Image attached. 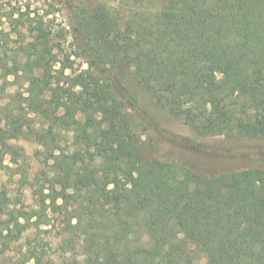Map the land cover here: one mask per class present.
Here are the masks:
<instances>
[{"label":"trees","instance_id":"trees-1","mask_svg":"<svg viewBox=\"0 0 264 264\" xmlns=\"http://www.w3.org/2000/svg\"><path fill=\"white\" fill-rule=\"evenodd\" d=\"M66 2L60 35L45 16L4 15L30 39L0 54V79L20 86L0 102V164L44 212L63 209V252L78 245L75 264H264V0ZM143 92L199 136L260 143L258 164L205 175L146 157L133 120ZM0 197L8 246L24 215Z\"/></svg>","mask_w":264,"mask_h":264},{"label":"rangeland","instance_id":"rangeland-1","mask_svg":"<svg viewBox=\"0 0 264 264\" xmlns=\"http://www.w3.org/2000/svg\"><path fill=\"white\" fill-rule=\"evenodd\" d=\"M66 1L0 0V31L6 29V32H10V38L0 35V54L4 55L7 52L8 57L14 55L18 52L17 50L21 49L23 41L30 39L29 36H17L16 28L3 18L4 15L15 11L18 13L16 17L24 15L21 22L27 21L28 14L36 18L39 15L45 16L50 25L48 30L60 35L62 31L70 29V15ZM109 1L113 6L121 2V0ZM19 27L23 26L20 24ZM59 40L56 38L54 43L56 44ZM10 82L11 78L8 82L3 78L0 79L1 103L11 99V95L20 88L17 85L11 86ZM141 104L143 108L140 113H134L133 120L134 122L143 121L146 127L142 128L144 129L142 141L144 155L148 158L174 161L205 175L257 165L260 160V154L252 151L260 143L255 145V141L241 138L234 140L227 137L199 136L185 126L181 120L170 115L167 110L156 107L144 92L141 94ZM12 143L15 146L25 147L28 154H32L36 148L35 145L23 140ZM252 144L254 145L251 146ZM9 157L6 156L3 165L10 164ZM33 169V171L38 169V164L35 162ZM19 179V176L12 177L0 164V196L2 192H5L7 203L13 207L17 204L21 215H24L20 219L23 228L17 241L5 246L4 238H0V264H34L33 260H28L33 252L38 253L43 259V264H75V262L82 261L78 245L69 243L66 253L61 248L60 242L66 236L62 232L63 209L58 207L56 211L44 212L31 192L20 187ZM5 234L6 232H3L2 235ZM205 261L201 259L199 264H205Z\"/></svg>","mask_w":264,"mask_h":264}]
</instances>
